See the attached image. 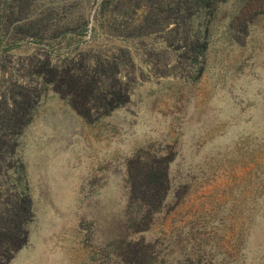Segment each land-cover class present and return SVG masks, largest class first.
Wrapping results in <instances>:
<instances>
[{
  "label": "rangeland",
  "instance_id": "1",
  "mask_svg": "<svg viewBox=\"0 0 264 264\" xmlns=\"http://www.w3.org/2000/svg\"><path fill=\"white\" fill-rule=\"evenodd\" d=\"M64 8L47 7L59 36L0 46V106L20 86L40 95L9 137L34 215L6 264H264V0L221 2L203 65L177 62L168 27L125 36L142 9L118 18L122 35L108 10ZM77 13L89 16L85 34L70 19ZM61 60L111 67L102 85L128 81L127 100L77 112L35 81L37 67ZM164 154L172 192L145 216L128 201L127 161Z\"/></svg>",
  "mask_w": 264,
  "mask_h": 264
},
{
  "label": "trees",
  "instance_id": "2",
  "mask_svg": "<svg viewBox=\"0 0 264 264\" xmlns=\"http://www.w3.org/2000/svg\"><path fill=\"white\" fill-rule=\"evenodd\" d=\"M223 0H0V46L10 38L17 36L41 40L43 36L55 38L62 29L50 25L53 15L47 7H98L96 13L112 17L115 32L121 22L118 18L128 15V8L142 9V18L131 33L138 36L152 29L167 28L170 40L179 48L177 62L189 58L203 65L208 48V36L211 23L219 12ZM44 7V8H31ZM69 10V9H67ZM70 16L71 13H70ZM76 21L83 33L89 24L87 13H77L70 17ZM92 27L98 25L94 17ZM72 20V19H71ZM70 63H60L35 69L36 83L52 86V89L65 94L70 105L79 113L82 105L91 104L94 108L103 107L106 113L118 107L128 98V81L111 78L102 85L101 75L108 73L111 67L97 66L88 71L87 67H70ZM106 77H109L107 74ZM126 93H125V92ZM124 93V95L121 93ZM39 93L30 85L12 90L8 106H0V264H6L28 241V224L33 218V203L24 176L21 171L11 168V152L14 143L9 137L29 120L38 102ZM13 139V138H12ZM171 157L152 155L139 158L132 155L126 165L128 183V201L144 208V215L158 211L172 192L170 178ZM13 167V166H12Z\"/></svg>",
  "mask_w": 264,
  "mask_h": 264
}]
</instances>
